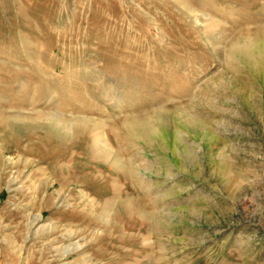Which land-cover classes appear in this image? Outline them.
<instances>
[{"label":"rangeland","instance_id":"374dc122","mask_svg":"<svg viewBox=\"0 0 264 264\" xmlns=\"http://www.w3.org/2000/svg\"><path fill=\"white\" fill-rule=\"evenodd\" d=\"M261 52L264 0H0V264H264Z\"/></svg>","mask_w":264,"mask_h":264},{"label":"bare ground","instance_id":"6f19581e","mask_svg":"<svg viewBox=\"0 0 264 264\" xmlns=\"http://www.w3.org/2000/svg\"><path fill=\"white\" fill-rule=\"evenodd\" d=\"M253 43V42H252ZM251 44V43H250ZM254 44V43H253ZM243 46V47H242ZM240 45V44H238V43H236V44H234L233 45V47H234V49L237 51V52H240V54H249V50L251 49L250 47H253V46H255V45H251V46H249V45H247V46H244V45ZM244 48H248V49H244ZM250 48V49H249ZM233 51V50H232ZM261 51V50H260ZM261 53H263V52H261ZM251 55H252V53H250ZM264 54V53H263ZM254 55V54H253ZM242 56V55H241ZM264 56V55H263ZM254 57V56H253ZM250 58V57H249ZM252 59V58H251ZM246 60H249V59H247L246 58ZM138 125V124H137ZM136 125V126H137ZM132 126V125H131ZM134 127V126H133ZM138 128H139V131H140V133H141V131H142V129L144 128L143 127V125H139L138 126ZM110 153V152H109ZM36 217V216H35Z\"/></svg>","mask_w":264,"mask_h":264}]
</instances>
